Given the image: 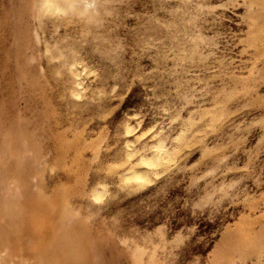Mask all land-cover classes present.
<instances>
[{
	"label": "rangeland",
	"instance_id": "obj_1",
	"mask_svg": "<svg viewBox=\"0 0 264 264\" xmlns=\"http://www.w3.org/2000/svg\"><path fill=\"white\" fill-rule=\"evenodd\" d=\"M72 251L264 264V0H0V264Z\"/></svg>",
	"mask_w": 264,
	"mask_h": 264
},
{
	"label": "bare ground",
	"instance_id": "obj_2",
	"mask_svg": "<svg viewBox=\"0 0 264 264\" xmlns=\"http://www.w3.org/2000/svg\"><path fill=\"white\" fill-rule=\"evenodd\" d=\"M55 193V192H54ZM28 194L32 197L33 196V192L31 191V189L29 188L28 190ZM35 202V201H34ZM39 209H40V216L42 218H44L47 214H51L53 215L54 214V211H55V206H53L50 202H44L42 203L40 206H39ZM8 211V209H6L5 213ZM5 217L7 218V223H9V220L11 218V216L9 215H5ZM35 225L37 228H39L41 231H44V227L42 226V223L40 220H37L35 222ZM80 227H76V229H79ZM62 235L69 238L70 240L72 241H77L76 239V235H75V232L72 230V229H69V230H66L64 232H62ZM46 242V239H41L38 243L39 246H44ZM54 250V247L51 246L48 250V252H53ZM71 255H72V259H73V264H76V259L74 257V252L72 251L71 252Z\"/></svg>",
	"mask_w": 264,
	"mask_h": 264
}]
</instances>
